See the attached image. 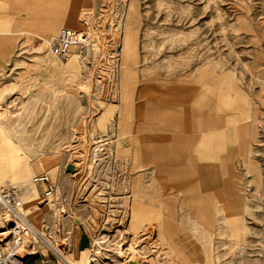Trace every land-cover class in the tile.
Returning <instances> with one entry per match:
<instances>
[{"label":"rangeland","instance_id":"1","mask_svg":"<svg viewBox=\"0 0 264 264\" xmlns=\"http://www.w3.org/2000/svg\"><path fill=\"white\" fill-rule=\"evenodd\" d=\"M50 1L37 32L68 19L75 24L46 35L22 32L11 39L0 60V107L18 110L10 116L9 128L0 125L1 140L11 146L8 163L26 173L22 181L3 178L0 190L12 189L21 200L27 220L53 250L54 262L49 264H83L88 249L98 250L95 243L99 250L91 264H129L116 252L129 240L145 252L144 258L132 255L141 264H264V0ZM130 6L135 14L129 25L132 71L126 86L120 48ZM19 16L23 19L24 12ZM62 28L73 30L79 39L68 60L47 49ZM41 36L55 37L46 46ZM75 55L77 68L71 74L62 75L47 62L50 58L66 65ZM171 85L178 101L159 98ZM140 90L143 101H137ZM153 104L177 109L172 116L158 115L150 109ZM226 115L240 123L227 122ZM175 116L181 119L176 127L160 129L162 121ZM241 127L246 144L239 149ZM98 140L102 142L95 144ZM171 140L187 150L180 154L185 160L231 165L240 196L234 252L224 254L227 246L218 244L214 225L204 223L209 230H200V203L189 201L187 186L182 183L179 192L171 179L162 177L157 183L163 197L170 193L164 197L166 214L145 206L138 220L132 218L134 192L151 173V163L141 169L133 153L139 151L143 161L141 149L150 146L153 154V143ZM249 163L257 168L258 180L247 170ZM69 164L74 173L66 170ZM42 173L56 185L46 200L32 184ZM142 226L152 232L149 246L138 239ZM229 238L221 240L228 244ZM42 246L36 243L31 253Z\"/></svg>","mask_w":264,"mask_h":264},{"label":"bare ground","instance_id":"2","mask_svg":"<svg viewBox=\"0 0 264 264\" xmlns=\"http://www.w3.org/2000/svg\"><path fill=\"white\" fill-rule=\"evenodd\" d=\"M133 14H135V9L132 6H130V8L127 10V15H128L127 17L128 18H127V22H126V26H125V30H124L125 37H123L124 39L122 40V45H121V48H120V57H121L120 65L122 67V76H123L124 84L126 86L129 83L128 80L130 78V73H131L130 71H132V66L130 64L131 49H130V40H129V36H130V33H129V28L130 27H129V25H130V23H131V21L133 19V17H132ZM49 33H51V32H48L46 34H49ZM46 34H44V35H46ZM50 37L51 36H48L46 38L41 37V41L45 42L46 46H47V44L50 42L49 41ZM53 38L51 37L50 40H52ZM78 43H79V41H78ZM72 48H75V47H72ZM48 52L51 53V51H49V49H48ZM71 54H72V51L70 49V53H69V55L66 58L67 60L69 59ZM51 55H53V54L51 53ZM73 57L74 58L71 59L69 61V63H67L66 65H64V64L60 65L59 63H54L52 61V59H50V58L47 59V62L58 73H60L62 75L63 74H71V71L74 72V68L75 69L77 68V62H78L77 55H75ZM43 61L44 60H42V62ZM74 77L75 76L72 75V78H74ZM144 83H146V82H144ZM46 84L54 86V84L51 83L50 80H47ZM56 85H58V84H56ZM62 85L66 87V83L62 82ZM51 86H50V88H51ZM174 87L175 86L171 85V86H169V88H166L164 92H160V94L157 93L158 97L159 98L163 97L164 99L165 98H170V101L177 100L176 99L177 98V93L173 92V89H175ZM198 88H199V86H198ZM52 90H55V89H52ZM146 90H148V89H146ZM38 92L40 93L41 91H38ZM143 92L144 91L141 92V90H140V92L138 93V96H137L138 97L137 101H143V99H144ZM57 93L58 92H56L55 94H57ZM210 93L212 94L211 91H210ZM174 94H176V97H174ZM50 95H52V94L50 93ZM56 96L57 95H55V97ZM36 97H39V96H36ZM130 97H131V94L128 93L126 95L127 100H129L128 98H130ZM121 99H120V102H121ZM51 100H52V98H51ZM125 103H126V101H125ZM148 105H150V104H148ZM119 106H121L120 103H119ZM25 107H27V106H25ZM174 107H176V106H174ZM136 108H138V107H136ZM150 109L152 111H155L156 113H158V115H164V114L168 113L170 116H172V113L173 112L175 113V110L177 108L173 109L172 107H163V106H160V105H156V104L154 105L153 104V106L150 107ZM123 110H125V109H123ZM138 110H139V108L137 109V111ZM16 111H18V110H12V112H10L9 110L4 109L3 107H0V125L4 124L5 126H7V128H9L10 126H8V125H10L9 122H10V119H12V118H10V116H12V114H15ZM119 111L120 110H118V112ZM118 112H117V114H118ZM156 113H155V115H156ZM146 114H147V112H146ZM153 114H154V112H153ZM123 115H124V112H123ZM129 115H131V114H129ZM147 115L150 116V113H148ZM174 115L175 114H173V116ZM121 117H123V116L120 115V118ZM175 117L178 118L177 116H175ZM176 118H175V120H172L171 117L170 118H166V120H164L162 118V120H164V121H162L163 123L160 124V129L161 130H163V129L167 130V128L170 129V128L176 127V121L177 120L178 121L181 120L180 118H178V119H176ZM121 119L123 121V118H121ZM127 119H128V117H127ZM146 120L148 121V119H146ZM149 120H153V119H149ZM223 120H224V118H223ZM225 120L227 122H232V123H234L236 121L235 122L236 124L240 123V121H238V117H235L233 115H226ZM253 120H257V115L256 114H255V117H253ZM253 122H256V121H253ZM119 124H121V123H119ZM147 125H148V123L145 124L144 126H147ZM136 126H138V125H136ZM225 126H227V124H225ZM118 127H119V125H118ZM138 127H141V126H138ZM152 128L155 129V127H152ZM244 128L246 130V127H244ZM122 129L123 128L121 127V129H119V130L121 131ZM123 130H125V128ZM158 131L159 130H157V132ZM242 131H244V130L241 127V131L239 132L240 136H241L239 143L241 144V146L239 147V149H241L246 144L245 140H244V137H243L244 132H242ZM121 132H123V131H121ZM163 133H165V132H163ZM219 136H221V135H219ZM217 138H221L222 139V136L221 137L217 136ZM171 141L172 142L169 141V142H162V143L161 142L160 143L159 142L158 143H153V145H151V148L154 151L153 154L149 150L150 146H148V147L146 146L145 148L141 149V153H139V154H140V157H142L143 161L140 160V158L137 157V154H138L139 151H134V153H133V162H135V165L136 166L137 165H141V166H138V167H140L142 169L143 168L142 164L151 163V164H147V166L148 165L151 166V171L147 170V173L148 172H151V173L149 174V179L145 180L147 182H144V184H138L137 189L136 190L134 189L135 192L133 191L134 192L133 201L131 202V205H130L132 218L135 219V220H138L139 217L141 216V212L143 211L145 206L146 207L149 206L151 209L158 207L159 209H161V213H165L166 214V212L168 211V209H166L168 203L166 202L164 197L166 196V194L168 192L163 197L164 194L161 193L162 192L161 190L163 189V187L160 188L157 185L158 181L161 180L162 177H163V179L165 177L166 179H171L172 182L175 184L177 189L180 188L179 192L182 190L181 189V184L182 183L185 184L187 186V188L189 189L188 191L190 192V194H188L189 195L188 198H190V199H188V200L191 201V202L198 201L200 203V206H199L200 209L199 210L203 212L202 215L200 216V218L202 220V222H201L202 225L200 227V230H209V228L206 226V224L210 225L211 227L214 225V227H212L213 228V233H214V236L216 237V239L218 240V244H220L222 247L227 246V251L228 252H224V254L225 253L234 252L233 250H235L236 247H237V242H236V240L234 238L235 237L234 235H237L239 233L241 225L239 223V212H240L239 211V209H240V196L238 194V192H239L238 191L239 183H236V185H235V182L232 181V177H234L233 176L234 174L232 172L231 165L226 164L222 168L219 164H213L212 162H210L208 164L207 162H205V160H202V161L198 160V162H200V163H196V160L195 161L194 160H185L184 155L182 156L180 154H183L187 150H184L183 146L179 142L177 143V142H173V140H171ZM220 141L218 140V143ZM98 142H102V140H98L95 144H97ZM122 143H124V141H122ZM150 144H152V143H150ZM221 145L222 144H220L219 148L222 147ZM7 146L11 147L9 145H7ZM8 147H5L3 145L2 140H1V133H0V166L7 164L8 167L10 168L9 170H2V171L0 170V182H1V180L3 178H6V177H9V178L14 179V180H18L19 179V181H22L23 179L26 178V173H25L24 170H22V168H20V165H14V164L8 163L9 162V159H8L9 153L7 152L9 150ZM124 147H126V146H124ZM126 152H124V153H126ZM142 152H144V153H142ZM186 154H187V152H186ZM181 156L184 157V158H181ZM180 170L186 171V173H182V171H180ZM247 170L252 172V173H254L255 178L257 180L259 179L258 170L252 163H249L247 165ZM171 183H169V184H171ZM163 191H166V190L164 189ZM174 192H176V191H174ZM168 194H170V193H168ZM185 199H187V197L184 198V203H185ZM180 200L181 199H179V201ZM144 202H146V203H144ZM184 203H183V206H184ZM186 203H188V202H186ZM180 208H182V206ZM145 212H149V211H145ZM174 216H176V214ZM162 217H163V215H162ZM168 218H171V217H168ZM176 220H175V222H176ZM169 221H170V219H169ZM204 223H206L205 226H204ZM132 224L133 223L131 222V225ZM198 224H200V223H198ZM133 225H135V224H133ZM135 226H137V225H135ZM146 226L150 227L149 225H146ZM146 226H142L140 228V231L138 233V239L141 238V240H139V241H141L142 244L145 243V245H148L146 240H148V237L151 235L152 232L147 230L148 228L146 229ZM197 228L198 227H194V230L196 231ZM137 229H138V227H137ZM131 234H133V233H131ZM183 234L180 235V237L184 236ZM203 235L204 234H202V236ZM185 236H186V233H185ZM185 236L183 237V238H185L184 241L186 240V237H188L189 235L186 236V237ZM223 236L230 237L228 239L229 241H227L228 244L222 242L221 239H222ZM223 239H226V238L224 237ZM204 240H205V244L209 243L208 238L205 237ZM95 244H96V246H97V248L99 250V246L97 245V243H95ZM128 244L129 245L126 246L125 248L121 247V249L119 251L118 250L116 251L117 254H118V258H124V259L127 260L128 263H132L133 261H137L136 264H141L142 262L138 261V259H135V257L133 258L132 255L134 253H140L139 256L143 257L145 252L141 253L140 250L138 251L135 248V246L133 245V243H131L130 240H129ZM154 244H156V242ZM182 244H184V243H182ZM185 244H186V246H188L187 242ZM175 245L178 246L177 242H176ZM186 246H183V248L186 247ZM153 248H154V245H153ZM91 250L92 249H88L87 253L85 254L83 264H91V261L93 262V260L94 261L97 260V259L94 258V256L96 254H98V252H97L98 250L96 249L92 253H91ZM142 261H144V260H142ZM150 264H152V263L150 262Z\"/></svg>","mask_w":264,"mask_h":264},{"label":"built area","instance_id":"3","mask_svg":"<svg viewBox=\"0 0 264 264\" xmlns=\"http://www.w3.org/2000/svg\"><path fill=\"white\" fill-rule=\"evenodd\" d=\"M77 42L78 35L73 30L62 28L48 45V49L54 56L66 59ZM32 184L41 189L40 196L44 200L56 192V185L44 173L35 175ZM42 238L27 220L22 202L15 192L12 189L0 190V264H19L22 258L31 254L38 242L53 252L48 244L41 241ZM43 263L50 262L44 260Z\"/></svg>","mask_w":264,"mask_h":264},{"label":"crops","instance_id":"4","mask_svg":"<svg viewBox=\"0 0 264 264\" xmlns=\"http://www.w3.org/2000/svg\"><path fill=\"white\" fill-rule=\"evenodd\" d=\"M53 2L50 0H0V60L5 59L6 48L12 44L11 39L18 37L17 35L22 32L29 36L44 35L64 25L75 24L71 19H68L55 22L46 30L37 32V28L42 26V23L39 22L40 18L49 13L43 11L49 10L51 7L47 5ZM23 12L24 17L20 19L19 15ZM42 247H38L36 252L34 251L22 258L19 264H45L43 263L44 260H48L50 263L54 262V253L46 247ZM118 264H123V262Z\"/></svg>","mask_w":264,"mask_h":264},{"label":"water","instance_id":"5","mask_svg":"<svg viewBox=\"0 0 264 264\" xmlns=\"http://www.w3.org/2000/svg\"><path fill=\"white\" fill-rule=\"evenodd\" d=\"M66 170L70 171L71 173H74L76 171V168H74L73 165L69 164L66 166ZM129 264H136V263L133 262V263H129Z\"/></svg>","mask_w":264,"mask_h":264}]
</instances>
